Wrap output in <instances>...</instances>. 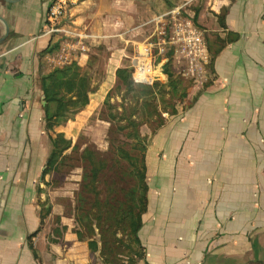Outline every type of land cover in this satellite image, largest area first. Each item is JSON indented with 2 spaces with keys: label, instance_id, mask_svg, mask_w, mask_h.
<instances>
[{
  "label": "crops",
  "instance_id": "obj_1",
  "mask_svg": "<svg viewBox=\"0 0 264 264\" xmlns=\"http://www.w3.org/2000/svg\"><path fill=\"white\" fill-rule=\"evenodd\" d=\"M53 1L0 0V264H37L28 236L40 225L49 135L70 140L60 129L81 113L49 131L43 79L82 72L100 52L114 75L143 21L172 3L193 5L213 79L148 145L145 263L264 264V0H69L52 34Z\"/></svg>",
  "mask_w": 264,
  "mask_h": 264
},
{
  "label": "rangeland",
  "instance_id": "obj_2",
  "mask_svg": "<svg viewBox=\"0 0 264 264\" xmlns=\"http://www.w3.org/2000/svg\"><path fill=\"white\" fill-rule=\"evenodd\" d=\"M170 7L167 14L144 20L129 41L119 68L128 71L125 77L106 68L103 52L79 71L93 92L86 108L60 129L72 148L52 167L46 165L37 189L40 225L28 236L39 252L34 250L37 264H144L132 223L142 206V157L161 122L184 110L191 92L213 79L207 34L188 12L193 5ZM139 54L150 67L148 82L137 80Z\"/></svg>",
  "mask_w": 264,
  "mask_h": 264
},
{
  "label": "trees",
  "instance_id": "obj_3",
  "mask_svg": "<svg viewBox=\"0 0 264 264\" xmlns=\"http://www.w3.org/2000/svg\"><path fill=\"white\" fill-rule=\"evenodd\" d=\"M69 70H72L70 75H68ZM73 70L75 72H73ZM79 71L80 70L75 66L67 67L62 70H57L43 79L42 90L47 103L44 108L46 121L45 126L51 132L54 131V127H56L58 123L73 117L82 111L89 103V93L92 92L90 91V80L81 75ZM127 73L128 71L125 69L116 70V75L120 79L125 77ZM169 82L172 85L174 84L171 81ZM70 105L75 107L72 112H69L67 108V106ZM163 124L164 122H161L160 125L162 126ZM49 141L51 144V151L48 156L47 168L58 163V160L65 157L64 154L72 148V142L67 140L61 133L55 134L54 137L49 135ZM141 166L142 173L140 174L141 180L139 182L141 191L139 192V198L142 202V206L140 207L138 213L132 214V223L135 226L133 231V240L138 250L139 259L144 261V264H146L144 260L145 253L138 238V231L141 227V217L146 210L147 204L145 155L142 157ZM44 171L43 175L45 174ZM93 243L94 242L92 241L88 243L90 248L94 245Z\"/></svg>",
  "mask_w": 264,
  "mask_h": 264
},
{
  "label": "built area",
  "instance_id": "obj_4",
  "mask_svg": "<svg viewBox=\"0 0 264 264\" xmlns=\"http://www.w3.org/2000/svg\"><path fill=\"white\" fill-rule=\"evenodd\" d=\"M71 3L69 0H54L50 7L47 10L46 21H47V32L48 33H57L61 22L66 18L69 14ZM143 51H146L144 49ZM145 57V59H144ZM145 54H139L137 58H135V64L138 65V81H149V77H146V72H150V67L145 68ZM141 67L144 68V72L141 76L140 70ZM142 77V78H140Z\"/></svg>",
  "mask_w": 264,
  "mask_h": 264
}]
</instances>
